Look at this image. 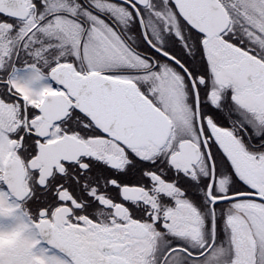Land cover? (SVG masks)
Returning a JSON list of instances; mask_svg holds the SVG:
<instances>
[{
    "label": "snow or ice",
    "instance_id": "1",
    "mask_svg": "<svg viewBox=\"0 0 264 264\" xmlns=\"http://www.w3.org/2000/svg\"><path fill=\"white\" fill-rule=\"evenodd\" d=\"M0 264H264V0H0Z\"/></svg>",
    "mask_w": 264,
    "mask_h": 264
}]
</instances>
